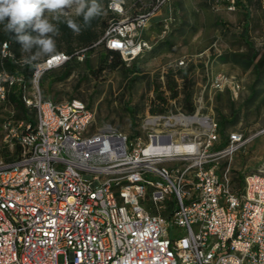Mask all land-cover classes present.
<instances>
[{"label":"built area","instance_id":"1","mask_svg":"<svg viewBox=\"0 0 264 264\" xmlns=\"http://www.w3.org/2000/svg\"><path fill=\"white\" fill-rule=\"evenodd\" d=\"M167 1L135 0L129 12L124 0H109L113 17L94 44L129 64L150 48L144 30ZM57 53L26 80L6 70L12 54L0 43V102L14 93L29 111L16 118L9 106L0 121V264H264V172L247 171L234 188L219 163L249 137L233 130L223 138L201 105L177 108L163 75L147 104L162 112H146L143 135L97 127L87 102L43 93L42 76L70 59ZM208 85L235 97L241 89L223 72L207 75Z\"/></svg>","mask_w":264,"mask_h":264},{"label":"rangeland","instance_id":"2","mask_svg":"<svg viewBox=\"0 0 264 264\" xmlns=\"http://www.w3.org/2000/svg\"><path fill=\"white\" fill-rule=\"evenodd\" d=\"M105 1L100 0L102 17L107 15ZM124 1L129 12L134 9L135 0ZM246 8L227 11L223 7L212 8L206 0H168L144 30L143 36L150 48L129 64L114 69L107 67L94 76L85 66L84 55L79 54L82 57L76 58L67 77L60 79L64 68H56L42 76L40 86L54 101L78 98L87 102L95 111V126L109 124L133 136L144 134L139 125L147 111L162 112L147 105L149 91L160 84V77L164 76L166 86L167 80H180V89L174 88L178 91L177 108L192 113L201 105L200 112L214 117L218 123L222 117L226 120L225 136L239 130L249 137L232 157L219 159L220 171L229 167L233 187H239L247 171L264 172V2L248 0ZM71 15L75 17L74 11ZM254 52L257 53L255 61L263 57L258 75L253 66L244 67L247 57ZM103 53V48L96 46L88 54L92 69L97 67ZM179 58H184V67L176 66ZM132 63L139 69L135 75L130 69ZM183 72L189 82L194 107L191 112L185 106L181 91ZM217 72L238 78L241 89L236 97L228 89L214 92L209 85L204 89L207 75ZM9 109V105L0 102V121ZM177 131L183 130L178 127Z\"/></svg>","mask_w":264,"mask_h":264},{"label":"clouds","instance_id":"3","mask_svg":"<svg viewBox=\"0 0 264 264\" xmlns=\"http://www.w3.org/2000/svg\"><path fill=\"white\" fill-rule=\"evenodd\" d=\"M73 11L82 17L83 27L72 18ZM102 11L100 0H0V25L6 34H15L21 45L20 60L29 65L39 58L58 55L59 23L80 35Z\"/></svg>","mask_w":264,"mask_h":264},{"label":"trees","instance_id":"4","mask_svg":"<svg viewBox=\"0 0 264 264\" xmlns=\"http://www.w3.org/2000/svg\"><path fill=\"white\" fill-rule=\"evenodd\" d=\"M109 0L105 1V9L107 12L106 17H102L100 15L96 19H94L91 22V27L85 29L82 31L80 35H75L65 23L61 22L58 24V27L60 29L61 35L56 38V47L57 52H65L66 54L70 55V59L64 63L62 66L64 68V71L61 73L60 79L67 77L71 69L74 67V63L76 62L77 55L83 54L84 55V63L87 68V70L93 74L94 76H97L103 69L110 68L114 69L117 66H124L125 63L122 60L120 54L117 51L109 50V49H103L104 53L102 56L99 57L98 65L95 69H92L91 66L88 63V54L96 47L94 44L97 39L102 35L105 27L107 26V19H110L113 17L112 12L107 8V3ZM247 10L246 6L242 7ZM83 27V19L82 17H72ZM55 23V21H53ZM31 32V30H28ZM35 35V33H32ZM244 36H246V29L244 28ZM245 38V37H244ZM1 42H7L8 47L11 51L12 56L10 58L5 59L4 66L6 70L13 72V73H19L24 76L26 80H28L31 76V73L34 69V66L37 62L41 61L43 58H39L36 61H34L32 64L25 65L20 59L22 57L21 52V45L16 41L15 34L10 33L6 34L3 31V25H0V43ZM247 43V41H245ZM249 45V43H247ZM257 53H252L249 57H247L246 62L244 63V67L253 66L254 72L256 75L259 74V66L263 62V57H260L258 60L255 61ZM134 75L138 72V66L135 63H132L131 68ZM182 79V92L184 93V103L188 111H193V105L191 103L190 98V92H189V82L186 80L187 76L186 73H182L180 76ZM176 85V82L174 79L167 80V87L171 90L173 95H176L178 93L177 90L174 89ZM7 105L12 106L15 111V117L16 118H26L28 117L27 114L29 113L28 109L24 106L21 99L18 97V95L11 93L9 95ZM127 110L130 109L129 106L125 107ZM133 111V110H132ZM129 111V112H132ZM224 118L222 117L219 125V130L223 138L226 136L224 135V127H225Z\"/></svg>","mask_w":264,"mask_h":264},{"label":"bare ground","instance_id":"5","mask_svg":"<svg viewBox=\"0 0 264 264\" xmlns=\"http://www.w3.org/2000/svg\"><path fill=\"white\" fill-rule=\"evenodd\" d=\"M194 118H195V117H194ZM192 119H193V118H192ZM181 120H182V121H185L186 119H185V118H183V117H181ZM189 120H191V119H189Z\"/></svg>","mask_w":264,"mask_h":264}]
</instances>
